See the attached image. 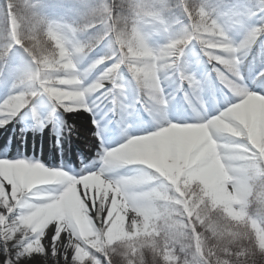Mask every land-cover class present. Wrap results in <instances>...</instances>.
Here are the masks:
<instances>
[{"label": "clouds", "instance_id": "1", "mask_svg": "<svg viewBox=\"0 0 264 264\" xmlns=\"http://www.w3.org/2000/svg\"><path fill=\"white\" fill-rule=\"evenodd\" d=\"M61 112L98 145L0 159L2 264H264V0H0V128Z\"/></svg>", "mask_w": 264, "mask_h": 264}, {"label": "rangeland", "instance_id": "2", "mask_svg": "<svg viewBox=\"0 0 264 264\" xmlns=\"http://www.w3.org/2000/svg\"><path fill=\"white\" fill-rule=\"evenodd\" d=\"M255 54L254 51L253 55ZM255 67L254 65L252 70H255ZM60 116L61 121L57 120V117L53 118L55 127L50 123L42 133L35 135L31 132L21 133L22 124L17 120H13L5 129L0 128V159L38 160L46 167H63L66 171H71L74 165L77 171L88 165L98 145V141L90 137L94 131L91 125L92 117L84 112H61ZM64 122L75 124L78 131L75 137H61L60 150L53 147L56 136L51 130L55 128L57 131ZM85 145L90 147L86 148Z\"/></svg>", "mask_w": 264, "mask_h": 264}, {"label": "bare ground", "instance_id": "3", "mask_svg": "<svg viewBox=\"0 0 264 264\" xmlns=\"http://www.w3.org/2000/svg\"><path fill=\"white\" fill-rule=\"evenodd\" d=\"M7 127V125L5 126ZM5 127H3L5 129ZM9 190H10V186H9ZM3 257L0 256V261H2ZM28 264H42V261L40 259V257H34L31 261H29Z\"/></svg>", "mask_w": 264, "mask_h": 264}, {"label": "trees", "instance_id": "4", "mask_svg": "<svg viewBox=\"0 0 264 264\" xmlns=\"http://www.w3.org/2000/svg\"><path fill=\"white\" fill-rule=\"evenodd\" d=\"M55 11H56V10L54 9L53 12H55ZM58 119H59L60 121L62 120L60 115L57 117V120H58ZM55 126H56V125H55ZM52 131L54 132V131H55V128H54V129L52 128L51 132H52Z\"/></svg>", "mask_w": 264, "mask_h": 264}, {"label": "snow or ice", "instance_id": "5", "mask_svg": "<svg viewBox=\"0 0 264 264\" xmlns=\"http://www.w3.org/2000/svg\"><path fill=\"white\" fill-rule=\"evenodd\" d=\"M0 264H2V261H0Z\"/></svg>", "mask_w": 264, "mask_h": 264}, {"label": "flooded vegetation", "instance_id": "6", "mask_svg": "<svg viewBox=\"0 0 264 264\" xmlns=\"http://www.w3.org/2000/svg\"><path fill=\"white\" fill-rule=\"evenodd\" d=\"M38 257V256H37ZM29 263V262H28Z\"/></svg>", "mask_w": 264, "mask_h": 264}]
</instances>
